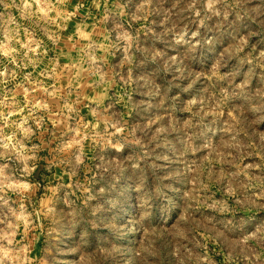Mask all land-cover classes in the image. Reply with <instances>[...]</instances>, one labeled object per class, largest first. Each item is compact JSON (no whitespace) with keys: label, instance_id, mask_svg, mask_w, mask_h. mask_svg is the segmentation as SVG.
<instances>
[{"label":"rangeland","instance_id":"1","mask_svg":"<svg viewBox=\"0 0 264 264\" xmlns=\"http://www.w3.org/2000/svg\"><path fill=\"white\" fill-rule=\"evenodd\" d=\"M0 264H264V0H0Z\"/></svg>","mask_w":264,"mask_h":264}]
</instances>
